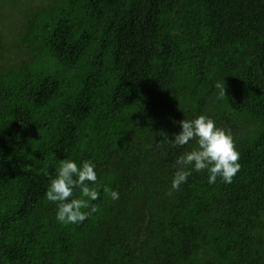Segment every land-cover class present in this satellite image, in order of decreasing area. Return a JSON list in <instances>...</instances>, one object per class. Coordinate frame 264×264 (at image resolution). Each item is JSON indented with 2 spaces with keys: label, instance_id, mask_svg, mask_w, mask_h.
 <instances>
[{
  "label": "trees",
  "instance_id": "1",
  "mask_svg": "<svg viewBox=\"0 0 264 264\" xmlns=\"http://www.w3.org/2000/svg\"><path fill=\"white\" fill-rule=\"evenodd\" d=\"M21 10L0 35V264H264V0ZM200 114L231 130L241 168L173 191L175 157L197 145L160 142ZM65 158L93 159L120 194L82 224L45 198Z\"/></svg>",
  "mask_w": 264,
  "mask_h": 264
},
{
  "label": "clouds",
  "instance_id": "2",
  "mask_svg": "<svg viewBox=\"0 0 264 264\" xmlns=\"http://www.w3.org/2000/svg\"><path fill=\"white\" fill-rule=\"evenodd\" d=\"M221 96H225V88ZM179 126L180 131L173 133L171 140L165 137L160 143L166 140L170 146L182 148L195 141L197 147L175 157L176 171L172 176L171 189L179 190L193 172H206L209 185L217 183L218 178L225 184L232 183L241 164L231 130L219 126L212 117L204 114L192 119L184 118L179 121ZM77 190L78 196L75 194ZM101 192L113 201L120 198L117 190L99 183L97 164L93 159L77 162L65 158L59 161L55 174L49 176L45 198L55 205L57 222L74 225L82 224L97 211L93 202L101 197Z\"/></svg>",
  "mask_w": 264,
  "mask_h": 264
},
{
  "label": "rangeland",
  "instance_id": "3",
  "mask_svg": "<svg viewBox=\"0 0 264 264\" xmlns=\"http://www.w3.org/2000/svg\"><path fill=\"white\" fill-rule=\"evenodd\" d=\"M35 1L36 0H9L8 5L5 6L3 13L0 15V35L2 33L8 34V24L15 25L24 4H32ZM9 39L11 41V38ZM13 49L14 47L7 45L6 50L3 52L4 56L7 57L10 52H13Z\"/></svg>",
  "mask_w": 264,
  "mask_h": 264
},
{
  "label": "flooded vegetation",
  "instance_id": "4",
  "mask_svg": "<svg viewBox=\"0 0 264 264\" xmlns=\"http://www.w3.org/2000/svg\"><path fill=\"white\" fill-rule=\"evenodd\" d=\"M9 0H0V15L3 13L4 8L8 5Z\"/></svg>",
  "mask_w": 264,
  "mask_h": 264
}]
</instances>
